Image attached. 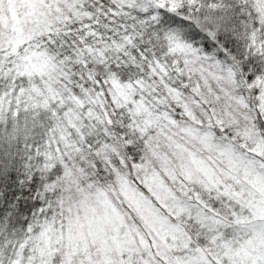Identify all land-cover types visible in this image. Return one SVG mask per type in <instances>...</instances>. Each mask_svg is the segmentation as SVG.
<instances>
[{
  "label": "snow or ice",
  "instance_id": "snow-or-ice-1",
  "mask_svg": "<svg viewBox=\"0 0 264 264\" xmlns=\"http://www.w3.org/2000/svg\"><path fill=\"white\" fill-rule=\"evenodd\" d=\"M24 3L56 99H27L26 48L0 28V264H264V0ZM65 77L108 100L75 138ZM82 230L95 245L65 243Z\"/></svg>",
  "mask_w": 264,
  "mask_h": 264
},
{
  "label": "trees",
  "instance_id": "trees-1",
  "mask_svg": "<svg viewBox=\"0 0 264 264\" xmlns=\"http://www.w3.org/2000/svg\"><path fill=\"white\" fill-rule=\"evenodd\" d=\"M61 3H63V0ZM66 19H67V17H66ZM32 30L33 29H27L26 31H32ZM23 32H25V30L22 31V33ZM22 33H21V35H20L21 37L18 41L21 45H24L26 48V51L23 52L22 59L24 60V58L26 57L25 54L27 51L29 53L36 52V53H39L40 55L41 54L45 55V56H42L40 58V60L43 62L44 65L46 63L45 67L50 69L51 66H50L49 60L47 58V54L45 52L40 51L41 48H47V44H44L43 42H41L40 44L34 45L33 47L36 50L33 51L32 48H27V42L23 39ZM20 40H22V41H20ZM36 58H37V61H39V57H36ZM47 63H48V65H47ZM50 71H51V69L48 71V74L45 77L49 76ZM24 76L27 77V75H24ZM27 78L31 82L29 86L31 87V90L33 93V95L28 96L27 99L29 101H31L34 106H39L37 104V98L44 96L45 92H43V89H48V91H49L48 95L53 96V99H56V97L54 95L53 87L49 83L41 84V83L45 82L44 77L33 75L32 77H27ZM65 78L68 80L67 84H63L59 80L56 81V83L59 85V87L61 89L64 90V93H65V98H62L59 101L60 106L62 108L67 109L66 112L64 113L65 120L67 121V126L63 128V131L66 134L67 138H75L76 136H78L80 134L83 126L89 122L87 117H89L90 115L91 116H97L98 115V113L95 111V109L98 108L101 111L106 110V106L108 105V100L105 98V96L102 92L98 96L91 98L90 100H87V101L82 100L80 95H78L79 89L75 85V82L70 77H65ZM2 87H3V84H2V82H0V88H2ZM113 88L116 90V96L113 97L114 103L117 102L116 97H119L121 100H123L125 102L131 101L132 96L130 95V91L123 88L119 84L118 81L113 82ZM69 105H71V106H69ZM82 114L85 116V119H81ZM61 139L62 140L65 139V136L62 135ZM263 155H264V153H263ZM218 170H220V169L218 168ZM207 173L209 175V178H211V176L215 175V173L212 171L211 168L207 169ZM174 183H179V179L177 178L174 181ZM73 199H75V196L73 197ZM117 203H119V201H117ZM76 211H77L76 207H73V209H72L73 214ZM129 222L135 226L136 231L140 237V243L141 244H147V240L144 239L142 232H140V230L143 231V225L141 224V222L139 220H136L135 218H132V217L129 218ZM49 231L51 232V230H49ZM105 231H106V234L108 236H111L112 225L106 226ZM58 233H59V229H57V232H52L51 234L46 233L44 238H43L44 247H40V241L36 242V247L39 250V253L42 257H44V255H47V252H48L47 249H48L49 240H51V237H56V238L53 239V241H51L50 247H52L53 244H59L61 242V237L58 236ZM46 239H48V241H46ZM63 239H64L65 243L79 242V243L83 244L85 249H88L89 247L95 245V243H96L95 239L90 235L86 236L83 230L75 238V240H69L68 237H63ZM148 239H151V236H149ZM28 246H30V247H28ZM25 248L26 249L29 248V250H27L28 252H30L32 249L30 244L26 245ZM53 250H55L54 251L55 254H57V255L59 254L58 249H53Z\"/></svg>",
  "mask_w": 264,
  "mask_h": 264
},
{
  "label": "rangeland",
  "instance_id": "rangeland-1",
  "mask_svg": "<svg viewBox=\"0 0 264 264\" xmlns=\"http://www.w3.org/2000/svg\"><path fill=\"white\" fill-rule=\"evenodd\" d=\"M58 2L61 3L62 0H58ZM29 19L30 18L26 15V12H25L24 0H21V1L20 0H0V28H2L5 31H7L8 29H12V31H14L17 34L18 36V39L16 41L17 46L21 45L18 41L21 37L20 35L22 31L24 30L26 31L27 29H33V26L29 22ZM25 56L26 57L23 60V65L21 68L22 74L27 75V77H32L33 75H35V76H40V77L45 78V76L48 74V71L51 69V68L49 69L45 67L46 63L44 65L43 62L40 60V58L45 55H42V54L40 55L39 53H36V52L29 53L27 51ZM36 57H39V61H37ZM47 83L48 82L45 80V82L41 84H47ZM45 90L49 92L48 89H43V92H45ZM257 155H263V153H257ZM140 232H142L143 234L142 230H140ZM55 238L56 237H51V240H49L47 251L50 248H52L50 247L51 245L50 243ZM46 241H48V239H46ZM260 243H264V241H261ZM29 244L32 245V242L31 241L26 242L25 247L26 245H29ZM27 250H29V248H27ZM52 251L54 252L55 250L52 249ZM31 252H32V249L29 253ZM249 255H250V252L247 249L242 248L237 253L232 254L231 258L243 260ZM229 258L230 257L228 255L225 256V259H229Z\"/></svg>",
  "mask_w": 264,
  "mask_h": 264
}]
</instances>
